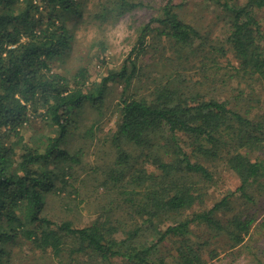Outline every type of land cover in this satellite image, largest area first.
<instances>
[{
	"label": "trees",
	"instance_id": "obj_1",
	"mask_svg": "<svg viewBox=\"0 0 264 264\" xmlns=\"http://www.w3.org/2000/svg\"><path fill=\"white\" fill-rule=\"evenodd\" d=\"M209 1L231 13L227 32L210 41L183 19L174 0L95 5L104 21L155 9L138 27L133 52L141 54L156 34L166 37L176 59L165 84L156 82L146 97L122 100L114 167L98 185L106 197L94 222L75 228L44 215L45 191L56 189V179L65 185L74 178L70 171L78 160L62 150L73 117L86 104L104 103L111 81L121 77L130 83L143 70L132 61L91 84L83 68L73 77L55 73L52 62L70 56L75 39L66 20L85 18L80 1L0 0V264H14L12 250L23 240L62 264H206L210 240L194 241L195 226H206L209 239L226 234L233 248L256 223L264 230L258 208L264 194V116H252L262 103L257 88L264 93V35L256 15L264 0L242 6ZM180 62H196L198 78L180 73ZM41 109L39 116L56 135L26 142L29 115ZM127 145L157 172L130 165ZM220 163L240 185L215 200L207 194ZM167 222L171 225L161 228ZM209 254L213 259L215 252Z\"/></svg>",
	"mask_w": 264,
	"mask_h": 264
},
{
	"label": "rangeland",
	"instance_id": "obj_2",
	"mask_svg": "<svg viewBox=\"0 0 264 264\" xmlns=\"http://www.w3.org/2000/svg\"><path fill=\"white\" fill-rule=\"evenodd\" d=\"M79 1L82 4L81 9L86 11L85 18L82 21L79 16L72 15L66 20V25L73 31L75 39L71 45L72 49L67 51L70 56L52 62L53 71L73 77L80 68L86 69L89 84L101 82L111 71L120 72L123 66L129 67L132 61H135L143 71L142 76L133 77L130 83L121 77L116 78L114 82L111 81L110 93L104 103L92 107L86 104L73 117L69 133L62 143V150L67 153L66 155L74 156L78 160L77 163H72L73 170L70 171L74 178L65 185L56 179V189L45 191L44 215L57 222L71 221L75 228L91 225L99 216L102 207L100 200L106 197L105 191L98 189V185L105 182L106 172L114 167L115 149L112 142L120 119L119 109L122 100L146 97L151 94L156 82L165 84L167 81L164 78L171 70V61L176 59L171 44L165 40L166 37L156 39V34L147 38V45L141 54L133 52L138 39V27L149 21L155 9H136L118 19L115 16L104 21L100 18L101 11L95 9L99 0ZM174 2L179 7L178 12L183 19L209 41L219 39L227 32V22L231 13L217 4L209 0ZM247 2L248 0H230L229 4L242 6ZM151 4L156 6L153 1ZM93 14L94 17L86 23L87 16ZM256 15L264 35V9H257ZM233 63L237 65L234 59ZM180 64V73L188 74L190 79L198 78L196 62L191 65L184 62ZM249 92L250 90L247 94ZM256 94L261 96L262 103L254 110L252 116L257 114L264 116V93L257 88ZM40 112H43L42 109L38 114L31 112L29 115L30 120L24 131L26 142H34L31 137L43 139L56 135L39 116ZM125 147L134 158L130 165L138 168L141 164L143 170L148 173L157 172L150 162L144 163L142 158H137L139 152L133 146ZM55 164L52 168H55ZM56 165H59L58 170L64 166L62 162ZM213 172L216 185L214 183L209 185L208 197L211 195L213 199L218 200L228 193L235 192L239 187L238 177L224 163H220ZM59 188H64V191H57ZM259 207L262 209L261 216L264 213V194L258 198ZM169 225L171 223L167 222L161 228L165 229ZM193 231L196 235L194 241L210 240V245L204 251L206 264H257V257H264V230H261L257 223L244 243L235 248L231 247L233 243L226 234L209 239L206 226H195ZM23 241L12 250L14 264H62L50 252L46 255L32 251L30 245ZM210 251L215 252L213 259L210 258ZM115 264L121 263L116 261Z\"/></svg>",
	"mask_w": 264,
	"mask_h": 264
}]
</instances>
